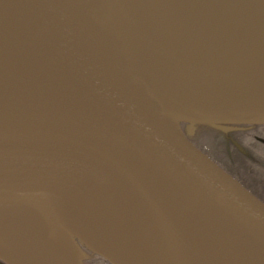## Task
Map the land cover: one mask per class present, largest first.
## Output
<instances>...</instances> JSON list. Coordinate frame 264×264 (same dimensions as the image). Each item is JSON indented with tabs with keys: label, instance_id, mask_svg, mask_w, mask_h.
I'll use <instances>...</instances> for the list:
<instances>
[{
	"label": "water",
	"instance_id": "water-1",
	"mask_svg": "<svg viewBox=\"0 0 264 264\" xmlns=\"http://www.w3.org/2000/svg\"><path fill=\"white\" fill-rule=\"evenodd\" d=\"M258 125L264 0H0V262L264 264L192 138Z\"/></svg>",
	"mask_w": 264,
	"mask_h": 264
},
{
	"label": "flooded vegetation",
	"instance_id": "flooded-vegetation-1",
	"mask_svg": "<svg viewBox=\"0 0 264 264\" xmlns=\"http://www.w3.org/2000/svg\"><path fill=\"white\" fill-rule=\"evenodd\" d=\"M201 132H195L193 142L264 203V125L220 133L218 145L210 149L199 145Z\"/></svg>",
	"mask_w": 264,
	"mask_h": 264
},
{
	"label": "rangeland",
	"instance_id": "rangeland-1",
	"mask_svg": "<svg viewBox=\"0 0 264 264\" xmlns=\"http://www.w3.org/2000/svg\"><path fill=\"white\" fill-rule=\"evenodd\" d=\"M201 132V136L198 138V143L200 146H202L205 149H210L214 145H218V141L220 140V137L218 134L211 130H205L204 135ZM90 261H86L87 264H104L102 260L97 258H90Z\"/></svg>",
	"mask_w": 264,
	"mask_h": 264
},
{
	"label": "trees",
	"instance_id": "trees-1",
	"mask_svg": "<svg viewBox=\"0 0 264 264\" xmlns=\"http://www.w3.org/2000/svg\"><path fill=\"white\" fill-rule=\"evenodd\" d=\"M249 167V166H248ZM0 264H3L2 262H0Z\"/></svg>",
	"mask_w": 264,
	"mask_h": 264
}]
</instances>
